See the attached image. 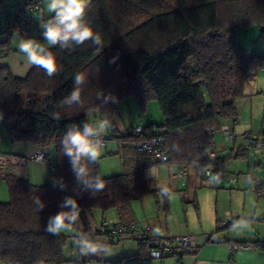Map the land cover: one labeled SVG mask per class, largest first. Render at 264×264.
Returning <instances> with one entry per match:
<instances>
[{"label": "trees", "instance_id": "16d2710c", "mask_svg": "<svg viewBox=\"0 0 264 264\" xmlns=\"http://www.w3.org/2000/svg\"><path fill=\"white\" fill-rule=\"evenodd\" d=\"M20 13L5 14L0 3L2 24ZM29 13L34 12L27 13V20ZM86 19L103 37L106 46L102 52L97 53L90 42L72 50L55 47L52 51L58 70L51 77L37 67H31L24 77L14 76L6 66L0 67L1 121L10 140L36 149L53 146V181L62 178L66 184L64 190L53 182L33 185L13 174L1 176L0 171L9 195L8 201L0 203V264L101 261L94 257L69 258L67 251L74 246L73 239L66 236L68 231L59 236L44 231L48 217L60 210L66 196L75 197L81 207V222L76 230H89L95 211L104 216L113 210L119 221L108 225L103 219L94 229V238L109 245L122 239L134 240L111 234L110 227L119 222L126 226L137 224L132 202L142 204L147 195L154 193L144 178L152 159L136 149L154 128L161 130L170 154L169 164L195 166L201 171L210 167L224 174L228 158H209L205 149L197 146H204L212 138L206 135V129L237 116L235 100L242 95L243 82L257 69H264V52L245 50L237 37L239 28L257 25L264 49V0H91ZM11 33L6 29L2 35ZM113 57L118 58L111 63ZM77 73L87 77L81 93L83 106L62 107L61 101L72 91ZM101 90L112 93L118 102L101 105L96 98ZM128 96H133L142 110L155 100L162 123L145 125L138 134L130 127L122 134L103 137V143H118L115 154L120 156L125 171L103 177L105 189L93 196L78 187L69 160L60 151V140L69 128L93 123L92 117L111 120L118 103ZM57 113L59 119L55 118ZM247 154L245 148L238 149L234 157ZM91 167L99 173L98 161ZM37 196L46 205L41 212L33 202ZM137 245L135 254L103 261L153 264L146 244L137 241ZM253 245L264 251V241ZM196 249L174 255L178 264L182 255Z\"/></svg>", "mask_w": 264, "mask_h": 264}, {"label": "crops", "instance_id": "0c3cea01", "mask_svg": "<svg viewBox=\"0 0 264 264\" xmlns=\"http://www.w3.org/2000/svg\"><path fill=\"white\" fill-rule=\"evenodd\" d=\"M27 1L28 0H0V3L3 7V13L15 16L20 13ZM31 1L39 3L40 14H37L36 16L35 13H29V21H27L26 24L27 34L25 36H20L16 33L4 34L1 35L0 40V67L6 66L16 77H20V75L11 71V65L8 61V59H10L9 55L11 53H15L14 56L19 55L17 45L19 39L22 37L31 36L32 38L41 39V30L38 26L37 17L41 15L47 17L48 15L46 12L45 0ZM12 59L16 62L22 63L20 59L17 60L15 57ZM30 69L31 67H29L28 70ZM235 105L237 109L238 122L234 123L231 118L223 122V124H226L233 132V140H226L224 135L221 133H214L212 135V140L214 142V157L228 158L223 171L224 177L219 187L213 186L211 179H207L202 174L201 169L195 166H188L187 177L183 183L180 178H173L169 173L170 166H175L174 164L158 163L156 167H154L156 170L155 177H151L148 174L150 167L146 168L144 171V178L147 181L149 188L154 190V193L147 195L142 204L138 202L140 204V211L133 207L132 204L135 222L138 225H154L156 231L163 236L171 237L180 234H192L197 237V249L182 255L181 264H223V261L227 259L228 255H230L229 258L231 262L233 258L237 257L242 260L241 258L243 257L256 258L260 255L258 252H255L252 246L247 242H243V246L248 247L243 250L238 248L241 243L233 251H231L229 246L233 245L230 241L231 236H233V238H237V233L234 232L231 227L232 224L236 227H239L241 224L253 225L251 228L260 232L255 233V231H252L250 233L252 238H255L256 241H264V238H259L260 236L264 237V221L261 220L264 219V193L257 194L256 192L249 190V184L245 182V178L247 177H251L252 180L258 179L262 189H264V177L255 173L256 167L259 166L256 155L258 152L262 153V151H248L247 157H234L238 149L244 148L247 138L252 132H264V128L261 127V125H264V69L258 70L255 74L243 82L242 95L235 100ZM244 108L247 109V112H245ZM260 123L261 125H259ZM105 142L106 141L103 143L104 146ZM115 143L116 146L114 149L109 151L110 153L115 154L118 151V143L116 141ZM51 148L52 146L45 149L49 155L48 161L43 163L31 162L30 164L28 163L27 165L20 166L19 168L13 167L7 170H2L1 176L4 174H13L18 177L26 178L33 185L51 184L53 182L52 168L55 163L50 159L52 156ZM35 149V147L27 143H12L10 150L6 151L5 154L28 156ZM190 168L193 170L190 171ZM163 171H166L169 178L168 184L165 183V185L162 182L160 185H155L154 182V187H151L150 182L157 181L161 177ZM49 175L52 176L51 181H49ZM232 175H235V182L230 184L228 182V177ZM204 181L208 182V186L203 185ZM2 183L3 182H0V184ZM186 183L193 186L191 198L188 202L183 201L181 198L182 194H180L185 190L182 187H186ZM164 186L169 189L170 195L167 198L165 197V201L160 202L157 197L161 195L160 189ZM234 186H236L235 190H237V192L234 190ZM240 191H242V193ZM172 194H178L179 202L193 205L196 213V220L192 229L187 227L188 225L186 222V227L180 228L175 223L172 224L167 221V215L172 210ZM203 206H206V210H204ZM162 210L164 211V215H160ZM184 211H187L186 208H183V212ZM106 213L103 216L106 224L109 225L119 221L116 212V218H114V216L112 217L113 219L111 222L107 221ZM219 221H224L226 225L219 228ZM257 223H260L261 225ZM227 229L229 230L227 231ZM209 237H211L210 240H208ZM135 250L136 248L128 251L125 248L122 250V253L115 255V257L113 255L106 256L104 257V260H116L124 255L135 254ZM192 255L195 256L192 257ZM167 258L168 257L164 259ZM177 258L178 257L173 259L174 262H171V264H178Z\"/></svg>", "mask_w": 264, "mask_h": 264}, {"label": "clouds", "instance_id": "9594fccd", "mask_svg": "<svg viewBox=\"0 0 264 264\" xmlns=\"http://www.w3.org/2000/svg\"><path fill=\"white\" fill-rule=\"evenodd\" d=\"M90 3L91 0H45L48 15L37 17L41 39L22 37L18 41L17 48L23 63L27 67L43 69L51 77L58 70L56 57L52 51L55 47L72 50L76 46L90 42L97 53L102 52L106 46L103 37L99 32L94 31L86 19ZM117 58L113 57L110 62L114 63ZM86 82V75L77 73L73 78L74 87L70 94L61 101V106L70 108L73 105H79L82 107L81 93ZM96 98L101 105L118 102L117 97L112 93L105 94L103 90L97 93ZM55 118L59 119L58 113ZM2 119L3 114L0 113V120ZM110 126L111 122L107 119L84 123L82 128H69L60 140V151L68 158L78 187L90 192L93 196L101 193L107 184L103 176L94 173L91 166L98 161L101 155V149L104 146L103 137ZM148 174L155 177L156 170L153 166L149 168ZM219 181V173L212 176L211 182ZM245 182L253 186L251 177L245 178ZM53 183L60 190L66 188L62 178L54 180ZM160 194L166 198L169 197V189L161 187ZM33 202L38 212L46 206L40 196H37ZM59 209L57 213L48 217L44 231L52 236H59L65 231H75L73 246L81 257L111 255L109 244L106 241L95 239L94 230L91 227L87 231L76 230L81 222V207L75 197H64Z\"/></svg>", "mask_w": 264, "mask_h": 264}, {"label": "rangeland", "instance_id": "374dc122", "mask_svg": "<svg viewBox=\"0 0 264 264\" xmlns=\"http://www.w3.org/2000/svg\"><path fill=\"white\" fill-rule=\"evenodd\" d=\"M36 16L38 13H35ZM28 15V14H27ZM29 18V16H28ZM29 21V20H27ZM30 23V22H29ZM260 27L257 25H252L249 27H241L238 30V41L239 44L247 51L249 52H259L262 53L264 49H262L261 43L258 39L259 34H260ZM22 36V35H20ZM25 36V35H23ZM31 37V36H30ZM15 53H11L9 55L8 61L10 63V69L14 73H17V75H20V77H24L29 71V67H27L22 59H21V54L14 56ZM17 58V60H21L22 63L14 61L12 58ZM245 109V112H247V109ZM93 122L99 121L101 119H107L106 117H100L97 116L95 119L92 117ZM111 122L110 128L106 131L104 137L110 135V134H122L125 132V130L129 129L130 127H137V126H142L144 127L145 125L148 124H161L162 123V113L159 109L158 103L155 100H151L147 103L145 110H142L139 105L137 104L135 98L133 96H128L126 98H123L117 105V110L113 114L112 119L109 120ZM261 125V123L259 124ZM262 128H264V125H261ZM12 145V141L9 138L8 131L4 123L0 120V153H6V151L10 150V146ZM116 146L115 141L113 140H106L105 146L101 149V155L98 160V168H99V174L103 177L107 176H112L116 174H120L125 171V168L122 166V161L119 155H106L110 150L114 149ZM51 161L55 162V152H54V147L52 146L51 148ZM258 158L257 161L259 162V166L256 167L255 173L257 175L264 177V151L262 153L258 152L256 155ZM31 162H29L30 164ZM30 166V165H29ZM15 168H19L20 166H14ZM13 168V167H11ZM49 168V167H48ZM7 170V169H4ZM190 171L193 170L192 168L189 169ZM198 170V169H197ZM49 171V170H48ZM36 172V171H35ZM34 174V172H33ZM39 174V173H37ZM40 175V174H39ZM235 177V175H233ZM187 177V176H186ZM52 176L49 175V181H51ZM168 176L166 171L162 172L161 177L157 181H151L150 186L154 187V182L155 185H160L162 182L165 184H168ZM208 179V178H207ZM0 182H3L0 184V203L8 201L9 195H8V190L7 186L5 185L4 181L0 177ZM189 183V182H188ZM187 184L186 187H182L185 190L182 191L180 194H182L181 198L183 201L188 202L191 198V191L193 186L190 184ZM208 182L204 181L203 185H207ZM165 184V185H166ZM172 185V184H171ZM211 186V185H209ZM159 187V186H157ZM166 187V186H164ZM173 187V186H170ZM213 188V187H209ZM236 189V186H234V190ZM237 192V190H235ZM242 193V191H240ZM157 199L160 202H163L166 200V198L162 195H159ZM178 194H172V210L170 213L167 215V221L169 223H175L177 226L180 228H185V222L187 223V227L189 229H192L193 224L196 220V213L195 209L192 204L189 203H182L179 202L178 200ZM133 207L138 209L140 211V204L135 201L132 202ZM186 208L187 211L183 212V208ZM235 204V203H234ZM163 206V205H162ZM204 210H206V206H203ZM164 211L162 210L160 212V215H164ZM115 216V217H114ZM112 217L116 218L115 212L113 210H110L106 213V218L107 221H112ZM104 217L101 213L95 212L93 219H90L89 227H91L93 230L100 226L102 223ZM261 225L260 223H257ZM251 224H241L239 227L235 226L232 224L233 231L237 233V238H233L231 236L230 241L233 243L232 246L238 247L240 243L247 242L249 243L252 248L254 249L255 252H258L260 255L256 258H241L242 260L237 258H233L232 262L230 260V255L227 256V259L223 261V264H264V251H261L260 249H257L254 247L253 242H255V238H252V235L250 234L252 231H255V233H258L260 231L258 230H253L251 228ZM229 229H227L228 231ZM226 231V232H227ZM260 234V233H259ZM180 235H186V234H180ZM192 235V234H190ZM259 238H264V237H259ZM71 240V239H70ZM110 246V253L115 257V255H118L119 253H122L123 249L132 250L136 248V252L138 251V245L137 241L131 240V239H122L120 242H116L114 244L109 245ZM231 246H229L230 248ZM243 250V249H242ZM134 251V250H133ZM237 251V250H236ZM67 255L69 258L73 256V258L79 257L78 250L74 247L72 251H67ZM191 256V255H188ZM195 256V255H194ZM192 255V257H194ZM88 257H94L96 259H99L101 261H91L88 262L87 264H109L105 261H103L105 258L104 257H96V256H88ZM117 257V256H116ZM173 259H176L175 256L168 257L167 259H162V260H153V264H171V262H174ZM64 264H74L73 262H65Z\"/></svg>", "mask_w": 264, "mask_h": 264}, {"label": "built area", "instance_id": "2783aa9c", "mask_svg": "<svg viewBox=\"0 0 264 264\" xmlns=\"http://www.w3.org/2000/svg\"><path fill=\"white\" fill-rule=\"evenodd\" d=\"M34 12L40 13V5L36 1H31L27 6L24 7L23 12L20 13L19 16L12 18L8 22L2 24L0 22V38L3 32L6 29L11 30L13 33L19 35H26V21H27V13ZM257 69L253 74H255ZM234 123L238 122V117L235 116L231 118ZM131 131L135 134L141 133L143 131L142 126H137L131 129ZM206 135L212 136L214 133H221L224 135L226 140H233V132L226 124H221L216 127H211L206 129ZM161 130L159 127L154 128L153 132L150 134V137L140 141L137 143L136 149L137 151L144 152L150 156L152 159V165L150 167H156L158 163H168L170 154L168 148L165 146L163 139L161 138ZM198 148H204L205 153L209 158L214 157V142L211 139L207 141V143L203 146L202 144H198ZM244 148L248 151L260 150L264 151V132L254 131L252 132L246 141ZM48 153L45 149H35L28 156H16L9 154H0V171L4 169H10L14 166H25L29 162H46L48 159ZM187 168L188 166L185 164L170 166L169 173L173 178H180L184 183L187 176ZM54 169L52 168V172ZM217 173L220 174L219 182H212L213 186L219 187L221 181L224 177L222 172H219L213 168L205 167L202 169V174L211 179L212 176H215ZM228 182L233 184L235 182V177L229 176ZM249 190L256 192L257 194L264 193V189H262L260 182L258 179H253V186L249 185ZM226 225L224 221H219L218 227L222 228ZM110 233L113 235H118L120 237H129L134 238V240L139 242H144L146 244V250L150 258L152 259H164L168 256H174L180 254L186 250H194L198 247L197 245V237L194 235L186 234V235H177V236H163L159 234L154 225H138L132 223L128 226L122 223H116L110 227ZM66 236L68 238H74L75 231L66 232ZM238 248L246 249L247 246L240 245ZM231 251L236 249L235 246L230 247Z\"/></svg>", "mask_w": 264, "mask_h": 264}]
</instances>
